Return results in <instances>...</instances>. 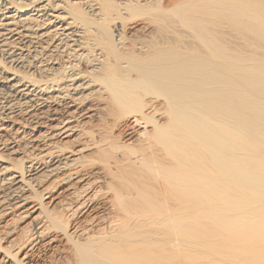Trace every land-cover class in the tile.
I'll return each instance as SVG.
<instances>
[{
	"label": "bare ground",
	"instance_id": "bare-ground-1",
	"mask_svg": "<svg viewBox=\"0 0 264 264\" xmlns=\"http://www.w3.org/2000/svg\"><path fill=\"white\" fill-rule=\"evenodd\" d=\"M144 2L0 0V211L54 208L0 264H264V0Z\"/></svg>",
	"mask_w": 264,
	"mask_h": 264
},
{
	"label": "rangeland",
	"instance_id": "rangeland-1",
	"mask_svg": "<svg viewBox=\"0 0 264 264\" xmlns=\"http://www.w3.org/2000/svg\"><path fill=\"white\" fill-rule=\"evenodd\" d=\"M21 2H26L27 0H20ZM66 2H69L71 0H64ZM123 1H126V0H109V2L111 3V5H116L118 4V2H123ZM141 3L143 2V4L145 3L144 1L146 0H140ZM162 1V3H161ZM173 0H158L159 4H163V6H169ZM170 2V3H169ZM146 4V3H145ZM131 6H138L137 3H133ZM124 13V18L127 20V26L130 28L134 25H136L137 23H139L140 21H142L143 19V16H137L133 10H130L128 8V10H124L123 11ZM123 19V18H122ZM124 19V20H125ZM126 22V21H125ZM110 26V29L113 30L112 31V34H116L117 32L115 31V24L112 22V23H109ZM117 26V25H116ZM64 43V42H62ZM66 43V42H65ZM65 45V44H64ZM45 45H42L40 46L38 49H35L33 48L32 51H25L24 54H25V58L23 59L24 61H26L28 64H31L33 65V62L37 61L40 59V57L46 53L47 51H49V49L47 48H43ZM38 54V57H35V55ZM260 56V55H259ZM1 59V57H0ZM10 64V63H9ZM85 64V63H84ZM13 65H16V64H13ZM87 66V65H86ZM86 70V67L84 68ZM20 70H24V68H20ZM27 70V69H26ZM24 70V71H26ZM37 74V73H36ZM35 76V75H34ZM3 84V83H1ZM23 116V115H22ZM88 127H91L92 126V123H89L87 125ZM26 142H28L26 140ZM25 149V148H24ZM23 148L19 149V152H17L16 154L14 155H5L9 160L10 162L13 163V165H15L17 162H22L23 158L26 156V155H30L29 152H25ZM98 185V186H97ZM101 185H103V183H100V182H97L96 183V186L97 187H100ZM45 187H48V188H52L53 189V194L55 196H59V197H62V191L63 189L65 188V183L61 182L58 178L56 177H48V178H45L43 177V175H41L38 180H37V185L35 186V189H36V193H40L43 188ZM102 187V186H101ZM46 192V188L44 190V193ZM37 194H33L31 199L29 200L28 204L30 203L31 207L29 209V211L31 210H34L33 213L29 214L30 217H25L23 212H21L22 210L19 209H15V206L11 205V202L9 200H6L5 201V204H7L9 206L8 210L6 212H2L0 211V228H1V231L0 232H7V233H11V236L13 238H16L15 240H18V244L17 245H11L10 250L14 253H17L18 250H19V247L22 245V241H24L27 237H29L30 235L29 234H33V232L35 231V227H34V223L35 221L32 219L33 216H36V211H35V207L33 206L36 202H42L44 204H46V202L48 201V198H45V197H37L36 196ZM1 200V199H0ZM100 200L97 199L96 201H94V204H92L91 206V210L89 209L88 211H86L85 213H83V217L81 215V217L83 219H87V218H92L91 216L100 210L99 206L100 205L99 202ZM96 203V204H95ZM94 205V206H93ZM28 206V205H27ZM46 206L48 207V210H51V209H54L52 208V206H50V204H46ZM97 207V208H96ZM95 210H94V209ZM97 209V211H96ZM89 212V214L87 213ZM87 213V214H86ZM92 213V214H91ZM85 216V218H84ZM89 216V217H88ZM103 217H101V221H102V218L104 220V222L102 221L100 224L101 225H98L99 227H97L93 233H91L90 236H97L98 232L100 233H104V232H107L109 230V227L110 225L113 226L112 224V220H109L110 218L108 217V215L106 213H102ZM80 217V219H81ZM105 217V218H104ZM108 218V219H107ZM106 220V221H105ZM109 221V222H108ZM111 221V222H110ZM106 222V223H105ZM89 225H93V221L91 222V220L88 222ZM110 223V224H109ZM59 225L63 226V223H58ZM107 224V225H106ZM68 226V225H67ZM112 226H110L112 228ZM34 227V228H33ZM32 228V229H31ZM105 228V230H104ZM100 229V230H99ZM52 230L51 231V234H54L56 229L52 228L50 229ZM98 230V232H97ZM32 231V232H31ZM4 237V236H3ZM18 237V238H17ZM6 239H3L2 237H0V246H5L7 245L8 243L5 242ZM177 241H174V243H176ZM58 242H55V243H50V242H47L42 245H36L32 251H33V262L35 264H48L52 261H54L55 264H64L66 263L67 264V260L63 257L60 256V250L58 248H61L60 247V244L57 245ZM21 244V245H20ZM44 245V246H43ZM46 245V246H45ZM8 246V245H7ZM16 246V247H15ZM42 246V247H41ZM58 248H57V247ZM41 247V248H39ZM39 248V249H38ZM58 249V250H57ZM57 251H59L58 253H56ZM52 252V253H51ZM49 254V255H48ZM51 254L54 256H51ZM55 254V255H54ZM48 255V256H47ZM61 258H59L58 256ZM53 257V258H52ZM50 259V260H48ZM60 260H62L60 262ZM57 261V262H56ZM71 261V260H70ZM69 264V263H68Z\"/></svg>",
	"mask_w": 264,
	"mask_h": 264
}]
</instances>
